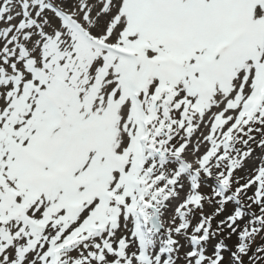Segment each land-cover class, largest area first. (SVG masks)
Wrapping results in <instances>:
<instances>
[{
    "label": "snow or ice",
    "instance_id": "obj_1",
    "mask_svg": "<svg viewBox=\"0 0 264 264\" xmlns=\"http://www.w3.org/2000/svg\"><path fill=\"white\" fill-rule=\"evenodd\" d=\"M0 264H264V0H0Z\"/></svg>",
    "mask_w": 264,
    "mask_h": 264
}]
</instances>
